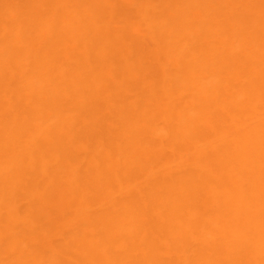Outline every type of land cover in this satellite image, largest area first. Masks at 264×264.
I'll return each instance as SVG.
<instances>
[{"label": "bare ground", "instance_id": "bare-ground-1", "mask_svg": "<svg viewBox=\"0 0 264 264\" xmlns=\"http://www.w3.org/2000/svg\"><path fill=\"white\" fill-rule=\"evenodd\" d=\"M0 264H264V0H0Z\"/></svg>", "mask_w": 264, "mask_h": 264}]
</instances>
